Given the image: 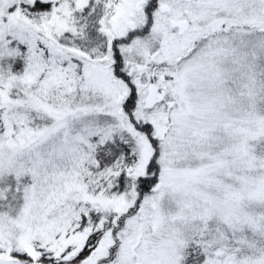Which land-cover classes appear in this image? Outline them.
I'll return each instance as SVG.
<instances>
[{"label":"snow or ice","instance_id":"1","mask_svg":"<svg viewBox=\"0 0 264 264\" xmlns=\"http://www.w3.org/2000/svg\"><path fill=\"white\" fill-rule=\"evenodd\" d=\"M0 264H264V0H0Z\"/></svg>","mask_w":264,"mask_h":264}]
</instances>
